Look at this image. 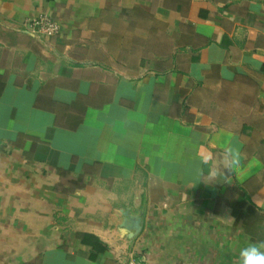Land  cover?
Masks as SVG:
<instances>
[{
    "label": "crops",
    "instance_id": "crops-1",
    "mask_svg": "<svg viewBox=\"0 0 264 264\" xmlns=\"http://www.w3.org/2000/svg\"><path fill=\"white\" fill-rule=\"evenodd\" d=\"M255 240L264 0H0V264H238Z\"/></svg>",
    "mask_w": 264,
    "mask_h": 264
},
{
    "label": "clouds",
    "instance_id": "clouds-1",
    "mask_svg": "<svg viewBox=\"0 0 264 264\" xmlns=\"http://www.w3.org/2000/svg\"><path fill=\"white\" fill-rule=\"evenodd\" d=\"M239 163L238 153L234 154L233 165L227 169L229 175L236 171ZM238 264H264V240L252 241L241 248L238 253Z\"/></svg>",
    "mask_w": 264,
    "mask_h": 264
},
{
    "label": "built area",
    "instance_id": "built-area-1",
    "mask_svg": "<svg viewBox=\"0 0 264 264\" xmlns=\"http://www.w3.org/2000/svg\"><path fill=\"white\" fill-rule=\"evenodd\" d=\"M27 28L32 32H38L46 37H53L60 33L59 23L50 16L42 15L32 21L26 22ZM189 264V263H177Z\"/></svg>",
    "mask_w": 264,
    "mask_h": 264
}]
</instances>
